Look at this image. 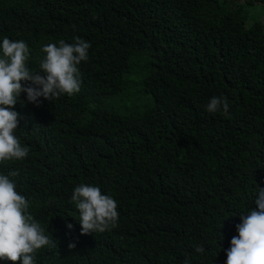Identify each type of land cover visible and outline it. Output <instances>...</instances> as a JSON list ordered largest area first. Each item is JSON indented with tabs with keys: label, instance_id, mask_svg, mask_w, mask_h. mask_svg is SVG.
I'll use <instances>...</instances> for the list:
<instances>
[{
	"label": "trees",
	"instance_id": "1",
	"mask_svg": "<svg viewBox=\"0 0 264 264\" xmlns=\"http://www.w3.org/2000/svg\"><path fill=\"white\" fill-rule=\"evenodd\" d=\"M253 1L264 8V0H0V38L24 40L33 70L45 44L91 45L78 93L39 104L21 93L13 106L30 151L0 171L18 172L17 190L54 239L37 264H225L239 213L264 187V24H247ZM220 95L227 116L205 108ZM80 183L117 200L115 227L80 232L70 200Z\"/></svg>",
	"mask_w": 264,
	"mask_h": 264
},
{
	"label": "clouds",
	"instance_id": "2",
	"mask_svg": "<svg viewBox=\"0 0 264 264\" xmlns=\"http://www.w3.org/2000/svg\"><path fill=\"white\" fill-rule=\"evenodd\" d=\"M90 42L76 37L74 43L60 40L58 44L43 45L45 55L38 68L28 66L29 46L24 40L7 36L0 38V163L23 160L29 147L20 142L16 130L21 114L14 109L21 93L28 102L39 104V98L49 100L62 95L72 96L80 91L81 62L89 59ZM226 96H212L205 108L209 113L229 114ZM0 171V260L20 261V264H37L36 254L41 248L51 247L52 235L31 214L30 201L17 190L13 177ZM70 200L78 210L80 232H103L118 223V202L103 193L98 185L77 184ZM255 207L239 213L237 235L230 240L225 264H264V187L255 188ZM73 227L71 223L67 225ZM221 227V221H220ZM219 227V228H220ZM219 231V229H218ZM219 239L222 234L219 231ZM74 248V243H69ZM195 252L204 254L205 246L197 244ZM217 254V253H216ZM184 264H190L186 258Z\"/></svg>",
	"mask_w": 264,
	"mask_h": 264
},
{
	"label": "rangeland",
	"instance_id": "3",
	"mask_svg": "<svg viewBox=\"0 0 264 264\" xmlns=\"http://www.w3.org/2000/svg\"><path fill=\"white\" fill-rule=\"evenodd\" d=\"M233 5H241L246 2V0H232ZM248 20L247 24L252 25L256 20L261 21L264 24V8L260 2L253 1L250 6H247ZM132 105V104H131ZM130 105V106H131Z\"/></svg>",
	"mask_w": 264,
	"mask_h": 264
}]
</instances>
